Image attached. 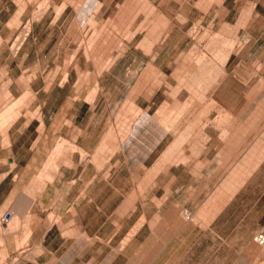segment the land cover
I'll list each match as a JSON object with an SVG mask.
<instances>
[{
	"label": "rangeland",
	"instance_id": "1",
	"mask_svg": "<svg viewBox=\"0 0 264 264\" xmlns=\"http://www.w3.org/2000/svg\"><path fill=\"white\" fill-rule=\"evenodd\" d=\"M4 1L0 128L9 124L0 132L1 228L10 227L11 211H20L19 224L9 228L13 232L0 235L7 264H190L179 259L186 256V246H178V230L167 213L165 220L146 221L137 232L131 231L130 236L136 233L126 252L115 248L141 213L123 218L125 207L115 203L105 213L86 206L85 218L73 225L71 214L60 213L59 220L56 211L65 209L62 202L77 189L90 191L116 182L124 194L127 179L143 174L121 168L112 174L115 181H105L110 146L97 145L110 121L121 136L137 110L156 108L167 115L171 133L162 170L170 167L165 175L184 176L188 167L194 172L193 163L173 164L190 160L205 139L204 131L215 139V127L240 126L246 130L247 144L253 137H264V65L254 68V54L236 53L241 39L232 14L225 15L227 1L14 0V10V3L6 10ZM225 53H230L227 64L221 62ZM197 55L208 59L209 70L198 67ZM221 65L223 72L218 73ZM213 71L219 78L212 83ZM21 95L25 98L19 106L14 101ZM74 126L81 128L76 139ZM212 160L207 191L217 194L222 166L218 157ZM60 166L66 171L53 180ZM43 172L51 173L45 175L50 179ZM145 198L139 197V204ZM123 199L130 204V197ZM183 218L182 224H188ZM117 225H122L118 234L109 239ZM186 232L183 226V241L188 240Z\"/></svg>",
	"mask_w": 264,
	"mask_h": 264
},
{
	"label": "crops",
	"instance_id": "2",
	"mask_svg": "<svg viewBox=\"0 0 264 264\" xmlns=\"http://www.w3.org/2000/svg\"><path fill=\"white\" fill-rule=\"evenodd\" d=\"M226 1L225 15L232 14V21L236 22V35L241 39L236 53L254 54L252 57L253 63H256L254 68H258V65L263 67L264 0ZM4 2L6 10L12 3H14L12 10L16 7L14 0ZM261 73L264 77V70ZM149 101L152 102L151 98ZM162 112V109L156 108L137 110L133 120L126 124L121 136L117 135L118 126H115V131L110 121L109 130L100 132V139L97 142L100 146L103 144L110 146V151L105 155L104 164L107 169L105 181L108 182V179L115 181L116 175L112 174L119 172L121 168L127 173L143 174L139 178L127 179L129 184L124 194L119 192V185L116 182L106 183L103 185L104 188L90 191L77 189L70 195L69 200L62 202L65 209L56 211L59 220H62L60 213L68 212L74 225L85 218L86 206L96 207L100 213H105L108 205L115 203V206L125 207L122 209L123 218L135 212L141 213L137 220L143 217L142 220H136L134 225L131 224L133 226L126 227L127 229L131 226L123 241L130 236L131 231L137 232L144 226L146 221L150 223L165 220L167 213L173 218V227L178 230L175 233V237H179L178 246L181 247L183 244L186 246V256L179 257L180 260H187L190 264H263L262 248L254 243L252 234L264 224V137L251 139V136L248 140L251 139L252 142L247 144L246 130L240 126H234L236 130L227 125L215 127L216 140L208 131H204L205 139L200 143L197 152L190 156V160L173 164L178 167L193 163L192 166H196L194 172L188 167L190 172L184 176L182 173L165 175L170 167L162 170L167 165L164 159L167 157L165 149L169 142L167 134L171 133V130L165 123L167 115ZM70 121H73V116ZM74 127L76 139L81 133V128ZM233 133L238 135L230 136ZM107 136L109 143H106ZM33 144L30 143L29 149H32ZM210 147L214 148V152H208ZM214 157L219 158V165L222 166L220 169L222 188L217 194L207 191L208 179L211 177L207 176L208 165L213 164ZM27 163L30 164L31 160ZM155 164L159 167H153ZM60 169L61 166L55 170L53 180L59 179L66 171L65 166ZM72 169L76 170V167L72 166ZM81 171L82 169L78 170V178ZM186 181L189 183H185ZM143 196L147 197L145 198L147 201L139 204L138 199ZM128 197L131 200L130 204L129 199L124 203L123 198ZM183 208L189 212L188 218H183ZM181 217L189 221L188 224H182ZM54 224L56 222L51 226ZM121 226H114L115 231L110 232L107 237L109 239L115 237ZM183 226L188 228V232L185 233L188 240L185 241L182 239Z\"/></svg>",
	"mask_w": 264,
	"mask_h": 264
},
{
	"label": "bare ground",
	"instance_id": "3",
	"mask_svg": "<svg viewBox=\"0 0 264 264\" xmlns=\"http://www.w3.org/2000/svg\"><path fill=\"white\" fill-rule=\"evenodd\" d=\"M26 27V26H25ZM25 27H24V31H25V33L27 34V32H26V30H29V29H25ZM25 33H22L23 35L25 34ZM19 39V38H18ZM20 41V40H19ZM232 45V44H231ZM231 47V46H230ZM227 51V50H226ZM196 54V53H195ZM200 53H198V55H199ZM228 54V53H227ZM197 55V56H198ZM203 57H201V55L200 56H198V57H196L195 59L197 60V65H199L198 67L200 68V69H202V70H204V69H206L207 68V65H209V61H207L208 59H206V57H204V55H202ZM227 59V55H226V53L223 55V58H222V60H221V62L223 61V63L224 62H226L225 60ZM212 64V63H211ZM212 66V65H211ZM222 67H224V65L222 66H220V68H216L217 69V72L219 71V69L221 70L220 71V73L221 72H223V70H222ZM206 70H209V69H206ZM216 72V71H215ZM214 71H213V74H214V76H213V78H212V76H210L209 78H211V79H209V80H212V81H209V82H214L213 80H215V82H216V79L217 78H219V77H216V73H215ZM219 73V72H218ZM222 75V74H221ZM218 76H220V75H218ZM216 77V78H215ZM208 82V83H209ZM210 85V84H209ZM209 88V87H208ZM24 95V94H23ZM23 95H21L16 101H14V102H16V103H18L19 104V106L21 105V101H22V99L23 98H25ZM16 103H15V105H16ZM18 106V105H17ZM8 107V106H7ZM15 117V116H14ZM14 117H13V119H14ZM3 118V117H2ZM11 119H12V117H11ZM12 119V120H13ZM8 119H6V121H7ZM4 122H5V120H4ZM8 122V121H7ZM12 122V121H11ZM2 123V122H1ZM0 123V124H1ZM8 124H9V122H8ZM8 124H6L4 127L2 126L1 128H0V132H5L6 131V126L8 125ZM6 134V133H5ZM4 135V134H3ZM5 136V135H4ZM7 137V136H6ZM58 150V149H57ZM57 152V151H56ZM59 152V151H58ZM48 163H49V161H48ZM49 165V164H48ZM51 165H53V164H51ZM51 165H50V167H51ZM49 167V168H50ZM53 168V167H52ZM55 168V167H54ZM57 169V168H56ZM44 171V170H43ZM46 172V171H45ZM45 172H43V174H42V176L43 177H46V176H49V177H51L50 176V174L51 173H46V174H48V175H46L45 174ZM51 172V171H50ZM46 175V176H45ZM49 177H46V179H48ZM42 179V178H41ZM50 179V178H49ZM43 180L45 181V179L43 178ZM41 181V180H40ZM28 202V201H27ZM29 202H30V200H29ZM26 205H27V203H26ZM30 205V204H29ZM13 210V209H12ZM11 214H12V220H11V222H10V224H9V226L10 227H14L15 226V228H16V226L19 224V216H20V211H17L16 209H14L13 211H11ZM190 216V215H189ZM0 223H1V218H0ZM9 227V228H10ZM9 228H1V225H0V235L1 236H3V237H5L6 235H8L9 234V232L10 231H12V229H9ZM14 229V228H13ZM13 232V231H12ZM3 237H1V238H3ZM0 238V261L3 263V264H7V260H8V253H7V251H6V247H5V244H4V241L2 240ZM129 241H130V236H128L127 238H125L124 239V241H123V243L120 245V246H118L117 248H115V250L116 251H122V250H124V251H129V246H128V243H129ZM16 259H14V261H15ZM1 264V263H0Z\"/></svg>",
	"mask_w": 264,
	"mask_h": 264
},
{
	"label": "built area",
	"instance_id": "4",
	"mask_svg": "<svg viewBox=\"0 0 264 264\" xmlns=\"http://www.w3.org/2000/svg\"><path fill=\"white\" fill-rule=\"evenodd\" d=\"M182 215L184 218H188L189 212L183 208ZM252 240L264 251V224L254 231L252 234Z\"/></svg>",
	"mask_w": 264,
	"mask_h": 264
}]
</instances>
